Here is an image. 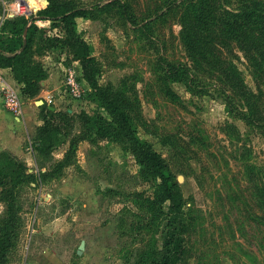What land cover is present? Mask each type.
Instances as JSON below:
<instances>
[{
	"label": "rangeland",
	"instance_id": "1",
	"mask_svg": "<svg viewBox=\"0 0 264 264\" xmlns=\"http://www.w3.org/2000/svg\"><path fill=\"white\" fill-rule=\"evenodd\" d=\"M81 1L100 4L95 18L77 19L99 61V84L122 99L137 135L178 180L188 221L180 264H264V0H181L159 17L171 0H119L130 20L113 0ZM37 2L25 16L46 5ZM245 11L255 16L247 20ZM47 56L79 69L60 48ZM43 63L53 67L49 58ZM86 87L74 111L107 117ZM68 99L54 106L63 109ZM227 102L254 121L234 116ZM24 148L21 159L36 171L31 143ZM48 168L20 187L23 225L6 264H128L160 246L162 222L135 195H151V183L122 142L91 137L61 172Z\"/></svg>",
	"mask_w": 264,
	"mask_h": 264
},
{
	"label": "trees",
	"instance_id": "2",
	"mask_svg": "<svg viewBox=\"0 0 264 264\" xmlns=\"http://www.w3.org/2000/svg\"><path fill=\"white\" fill-rule=\"evenodd\" d=\"M113 2L120 3L119 0ZM178 2L181 0H171L155 16L164 15ZM119 5L124 16L130 20L126 6L123 3ZM97 8H100L99 3L86 5L81 0H47V4L35 14L5 18L0 25V68L10 70L13 79L20 84L23 97L35 98L40 93L41 81L48 76L42 57L52 49L60 48L65 60L70 58L78 63L81 78L91 89L88 95L97 101L107 115L101 112L91 114L85 110L50 109L43 101L38 106L41 123L35 127L31 142L37 170L29 172L23 159L8 150L0 151V203L4 205L0 214V264L7 263L8 254L16 245L23 225L18 203L20 187L41 175L45 176L46 171L41 170L48 163L49 173L61 172L65 165L72 162L78 142L90 140L91 137L122 142L139 165L141 176L152 186L151 195L146 196L142 192L135 195L140 197L143 210L162 222L161 244L145 249L138 260L128 264H180L186 256L188 221L178 180L165 158L148 140L137 135L122 99L99 84V61L77 28V19L95 18L94 10ZM254 16L252 11L243 13L247 20ZM259 16L264 19V13ZM36 20L49 21L50 26L39 27ZM24 38L25 45L19 50ZM167 72L174 75L170 66ZM225 99L229 100L228 97ZM227 110L246 123L254 121L228 102ZM77 124L79 128L76 131ZM66 141L69 144L63 157L51 162L53 151Z\"/></svg>",
	"mask_w": 264,
	"mask_h": 264
},
{
	"label": "crops",
	"instance_id": "3",
	"mask_svg": "<svg viewBox=\"0 0 264 264\" xmlns=\"http://www.w3.org/2000/svg\"><path fill=\"white\" fill-rule=\"evenodd\" d=\"M45 56L46 58L42 59V61L47 62L49 58V60L53 62V67L46 66L48 67V76L46 79L41 81L42 89L37 97L40 101H45V97L47 95H52L55 97V103L57 102L58 105L60 104L58 102H61L62 100V97L59 96L58 93L60 90L63 68L65 66L61 62L56 65L51 56ZM5 81L17 83L13 79L8 68H0V151L8 150L17 155L19 158H23L25 154V142H32L31 139L34 136L35 127L41 123L38 108L40 101L33 100L35 98H26L22 96L23 103L21 115L15 116L11 114L5 108L3 103L1 88ZM74 102L75 101L73 99H68L66 104L69 105L65 107H67L70 111H74ZM56 106H54V108H57ZM28 170L30 171V169Z\"/></svg>",
	"mask_w": 264,
	"mask_h": 264
},
{
	"label": "built area",
	"instance_id": "4",
	"mask_svg": "<svg viewBox=\"0 0 264 264\" xmlns=\"http://www.w3.org/2000/svg\"><path fill=\"white\" fill-rule=\"evenodd\" d=\"M23 1L24 0H1L3 10L2 15L0 16V25L5 18L14 17L16 15H26L29 10L21 9ZM54 32L56 31L54 30ZM85 84V81L81 78L79 69H77L75 65L65 66L63 68L58 95L62 97L67 95L73 100H81L87 90V84ZM1 91L5 108L15 116L21 115L23 99L20 92V85H18V83L5 81L2 85ZM60 92L62 95H60ZM45 101L47 105H53L54 107L55 98L53 100L52 95H47ZM63 109L68 108L64 107Z\"/></svg>",
	"mask_w": 264,
	"mask_h": 264
},
{
	"label": "bare ground",
	"instance_id": "5",
	"mask_svg": "<svg viewBox=\"0 0 264 264\" xmlns=\"http://www.w3.org/2000/svg\"><path fill=\"white\" fill-rule=\"evenodd\" d=\"M21 5V9L29 10L33 7H36L38 5V2L37 0H24Z\"/></svg>",
	"mask_w": 264,
	"mask_h": 264
},
{
	"label": "water",
	"instance_id": "6",
	"mask_svg": "<svg viewBox=\"0 0 264 264\" xmlns=\"http://www.w3.org/2000/svg\"><path fill=\"white\" fill-rule=\"evenodd\" d=\"M46 4H47V0H46ZM25 32H26V29L24 30V35H25ZM25 42H26V39L24 38L23 39V45H22V47L19 49V50H22L23 49V47H24V45H25ZM41 103H43V101H40L39 102V104H41ZM50 109H54V107L53 106H51V105H47ZM82 245H83V242H81V244H80V247H82Z\"/></svg>",
	"mask_w": 264,
	"mask_h": 264
}]
</instances>
